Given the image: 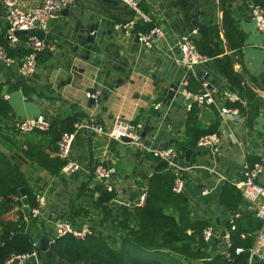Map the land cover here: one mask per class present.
Returning <instances> with one entry per match:
<instances>
[{
	"label": "crops",
	"instance_id": "1",
	"mask_svg": "<svg viewBox=\"0 0 264 264\" xmlns=\"http://www.w3.org/2000/svg\"><path fill=\"white\" fill-rule=\"evenodd\" d=\"M42 1L20 0L24 7L36 6ZM182 1L188 0H139L141 9L150 15L152 21L138 20L133 35L126 36L123 31L116 29V24L129 22L137 16L135 11L121 0H74L70 10L83 16L86 23L99 22L100 29L106 33L98 35L99 46L96 45L93 54L96 59L95 66L88 62H78L85 69L83 72L76 70L70 84L67 83L69 71L63 68L71 61L46 59V53L42 54L40 61L38 60L36 72L27 77L20 76L16 64H0V97L11 107L8 127L5 128L0 122V151L13 156L15 162L20 165L28 180L29 192L32 190V199H36V205L38 195H43L46 199L45 209L49 208L50 211L46 213V224L39 225L38 229L44 227L54 230L59 221L70 222L77 228L91 226L96 234L119 248L125 235L120 226L124 213L133 209L139 195L147 187L148 178L157 170L161 161L122 141L109 139L95 131L80 129L72 155L81 164V168L74 173H68L57 157V143L53 141L52 134L40 131L20 133L16 128L18 121L40 115L46 116L51 123L68 118L85 122L93 118L106 127L111 126L118 116L149 125L154 124V121L161 122L162 143L164 146L176 148L180 158L185 156V150L182 149L184 145L192 148L199 146H190L186 142V139L190 138L187 129L190 113H193L203 126L219 123L216 132L221 136V151L214 154L210 149H206L202 155L194 156L192 161L186 164L193 167L183 171L186 180L183 195L191 201L193 213L196 210L195 216L208 220L210 225L221 231L230 224L233 216L239 213L232 212L220 204L219 196L223 184L217 185L218 178L208 167L219 169L228 178L225 183H231L243 177L245 162L264 163L263 35L250 12L252 4L264 6V0H227L229 18L234 24L230 30L234 48L231 45L230 47L238 58V70H234L249 81V91L240 90L230 84L229 79L220 72L216 57L197 67V71H207L209 77L215 80L217 85L211 81L210 83L218 96L228 89L238 92L246 100V105L222 102V105L240 108V114L244 117L242 121L229 119L225 127L222 126L221 116L214 106L194 104L193 109L188 111L182 94L172 101L171 106L163 102L164 88L185 77L184 68L177 62L181 57L179 42L181 35L193 27L181 23ZM220 1L200 0L208 9L203 21L213 26L208 32L219 28L226 53L229 54L224 38V9L220 11ZM210 14H214L212 21ZM60 21L62 16L53 21L50 27ZM154 26H160L165 35L157 39L153 49L147 50L136 36L139 31L145 32ZM7 30L5 8L3 0H0V35L6 38ZM199 35L198 40L202 34ZM226 38L228 40L227 35ZM9 50H13L11 55L18 59L23 58L29 52L27 35L21 34L19 43ZM117 54H120L119 60L122 63H129L123 71L111 67ZM109 58L111 61L106 63ZM53 64L60 65L63 70L57 73L58 71L51 67ZM202 78L198 75L190 76L187 89L198 92L202 88ZM121 79L123 82L119 81ZM62 80H66L64 85L61 84ZM113 86L115 89H111ZM97 87L103 89V95L99 102L92 103L86 96V91ZM157 102H162L161 109L154 108ZM25 150L26 153L32 151V157L25 154ZM44 155L49 157V161H44ZM100 162L117 168L116 181L123 189L120 193L110 192L114 197L104 202H101V197L109 191L95 175V167ZM258 181L264 183V171ZM205 187L214 190L209 195H202L201 190ZM21 197L22 194L19 199ZM27 197L32 209L29 193ZM239 208L255 212V208L244 199ZM131 223L133 226L138 225L136 216H133Z\"/></svg>",
	"mask_w": 264,
	"mask_h": 264
},
{
	"label": "trees",
	"instance_id": "2",
	"mask_svg": "<svg viewBox=\"0 0 264 264\" xmlns=\"http://www.w3.org/2000/svg\"><path fill=\"white\" fill-rule=\"evenodd\" d=\"M228 11L227 0H224L223 25L230 45L234 48L230 31L234 24L229 18ZM7 43V37L0 35V44L7 46ZM197 47L201 53L216 57L220 72L229 79L232 86L249 91L248 86L242 85L244 78L233 68L219 28L202 35L197 41ZM12 52L13 50H10V53ZM221 54L224 55L219 57ZM10 114L9 103L0 97V122L5 128L8 127L7 120ZM76 122L78 120L75 118L55 120L49 130L36 131L52 134L53 141L57 143L63 132L74 131ZM218 126L219 123L203 126L193 113H190L187 122L190 138L186 139L187 145L198 146L199 138L216 132ZM25 154L32 157V151L26 153L25 150ZM43 158L45 162L49 161L48 156L44 155ZM61 162L63 166L64 162ZM174 180V168L170 166L155 170L148 178L145 204L134 206L132 210H126L124 213L120 226L125 235L119 248L96 233L85 239H77L68 234L58 238L45 250L37 251L39 264H248L250 257L248 250L241 255H235L233 261L222 254H217L210 260L203 259L206 255L203 230L210 225L209 221L194 215L191 201L186 195L173 191ZM24 186H29V183L20 165L15 162L13 156L0 151V264H7L13 256L36 251L32 234L39 225H45L47 222V219L39 222L31 216L26 220L27 215L18 203L20 188ZM113 197V193L105 192L101 202L109 201ZM29 199L31 206L34 207L36 199H32V190L29 192ZM242 200L241 192L231 183L222 186L220 204L232 212H239L235 219L237 229L233 232V244L243 245L248 249L252 246L254 238L252 236L245 239L241 238V235L254 233L262 221L255 212L240 210ZM133 216L138 220L137 226L131 223ZM190 229L191 234L187 232ZM193 236L200 240L201 251H193ZM252 264L264 262L259 258H253Z\"/></svg>",
	"mask_w": 264,
	"mask_h": 264
},
{
	"label": "built area",
	"instance_id": "3",
	"mask_svg": "<svg viewBox=\"0 0 264 264\" xmlns=\"http://www.w3.org/2000/svg\"><path fill=\"white\" fill-rule=\"evenodd\" d=\"M124 4L132 8L136 13V19L126 23L116 24V29L123 31L126 36H132L138 20L144 22H151L150 15L145 13L140 5L139 0H121ZM74 0H43L41 4L31 7H24L20 0H3L5 8V19L8 25L7 39L12 44H18L21 34L27 35V43L29 45V52L23 57L18 59L16 56L11 55L7 46L0 44V61L4 62V65L11 66L17 65L19 68V74L22 77H27L34 74L38 67V55L45 51L47 45L45 40L38 38L35 35H29L30 31L41 29L48 31L53 21L62 16V11L69 7ZM250 12L258 30L263 35L262 47L264 48V6L260 4H252L250 6ZM200 32L197 28L184 32L181 35L179 48L181 50V57L177 59V62L185 70V77L179 81L177 89L179 94H182L186 101L187 110L193 109L194 104H198L204 107L214 106L218 109L222 119V126L227 125L229 119L244 120V117L240 114V108L222 105V102L239 103L246 105V100L236 91L223 90L218 96L215 89L211 87L209 80L205 78L208 75L207 71H204L202 88L198 92H193L187 89L188 78L190 76L197 75V67L209 63L213 57L201 53L197 47V41ZM138 41L147 50L154 48L158 38L165 35L164 30L160 26H154L152 29L137 33ZM238 70V66L236 68ZM249 81L243 79L242 85L247 86ZM103 95V89L97 87L93 90L86 91V96L94 102H99ZM162 102L154 104L155 109H161ZM161 122L149 125L142 121L127 120L118 116L111 126L106 127L97 120L90 118L85 122H76L74 131H65L62 133L61 138L57 142V157L64 162L63 168L68 173H74L81 168V164L73 158L72 151L73 145L77 136V132L80 129L87 131L98 132L109 139H115L122 141V137H127L131 141L124 142L125 144L133 146L135 149L145 155H150L159 160L167 161L168 165L174 168L175 180L173 184V191L177 194H184L186 180L183 175V171L190 170L193 166L187 165L185 167L180 166L174 162L175 157L180 158L179 151L172 146H164L160 138ZM51 122L44 116L40 115L35 118H26L16 123V128L22 133H30L36 130L47 131L50 129ZM149 127V129H148ZM146 130V134L143 136V131ZM199 146H204L206 149H210L214 154L220 153L221 136L218 132H212L202 135L198 140ZM196 166V165H195ZM201 166V165H197ZM203 167V166H202ZM206 167V166H204ZM210 169L218 178L217 185L223 184L228 181V178L219 169L211 167ZM264 171L263 162H245L242 175L239 180L231 182L239 192H241L244 201L255 205L256 216L262 221L261 226L254 233H243L241 238H254L252 246L248 249L243 245L233 244V232L237 229L235 219L239 215L238 213L233 216L230 221L229 227H225V234L222 236V231L215 229L214 226L209 225L203 230V240L206 244L204 249L206 255L203 259L210 260L211 251L209 247L214 250V256L222 254L228 260L233 261L235 255H241L247 250L250 252L248 264H252L253 258H259L264 262V183L258 181L259 176ZM118 170L114 165H105L100 162L95 167V175L101 179L106 189L109 192L120 193L123 191L122 185L117 184ZM214 189L205 187L201 190L202 195H209ZM147 198V187L139 195L137 201L133 206H143ZM46 199L43 195L37 196V205L30 210V213L26 216L35 218L41 222L47 218L45 213ZM254 208V207H253ZM188 233H192L191 229L187 230ZM95 231L91 226H85L83 228H77L73 224L67 221H59L56 223L52 237L49 244L55 243V241L65 235L71 234L77 239H85L87 236L94 234ZM31 255L37 256V251L33 253L20 254L13 256L7 264H11L16 258H20L21 262L27 260ZM39 264V260H38Z\"/></svg>",
	"mask_w": 264,
	"mask_h": 264
},
{
	"label": "water",
	"instance_id": "4",
	"mask_svg": "<svg viewBox=\"0 0 264 264\" xmlns=\"http://www.w3.org/2000/svg\"><path fill=\"white\" fill-rule=\"evenodd\" d=\"M182 18L181 23L188 24L189 26L193 28H197L198 31L204 35L208 32L210 28H212V25H207L203 21V17H206L208 14L207 7L200 2V0H188L184 1L182 4ZM224 5L223 0L220 1V11H223ZM62 21L57 23L56 25L50 27L48 31H44L41 29H36L29 32V35H35L40 39L45 40L46 42V49L44 52L40 53L38 55V60H41L42 54L46 53L47 57L46 59H58L59 61H71L67 62L68 64H65L64 70L69 71V77L67 79V83H71L72 78L76 72V70H79L80 72H83L85 67L80 66L78 62H88L93 67L95 66L96 59L94 58V48L98 45V35L103 34L105 35L106 32H103L100 29V23L99 22H89L86 23L84 21V17L80 16L76 11L70 10V6L65 8L62 11ZM210 20L212 21L214 18V14H210ZM186 20V21H185ZM110 32V31H109ZM111 33V32H110ZM18 35H21L20 32H17ZM224 38L226 40V48L231 56V60L234 66V69L237 68L238 58L235 57L230 44L226 38V35L224 34ZM136 39L138 40V35L136 36ZM7 46H9L10 49H12L15 45L11 42L7 43ZM104 56H108L104 54ZM120 54H117L116 61L111 64V67L115 70L123 71L125 70V67L129 66V63H122L120 60ZM111 60L110 58L106 61V63H109ZM91 62V63H90ZM0 64H4L3 61H0ZM119 65V66H118ZM54 68L57 73L61 72L60 65L53 64L51 66ZM198 77H203L204 72L203 71H197ZM206 78L209 79V81L215 83V80L212 77H209V75L206 76ZM120 82H123V80H119ZM66 80H62L61 84H65ZM179 82H173L170 85L166 86L163 90V96H164V104L171 106L172 101L179 97L180 94L177 89V85ZM117 86V85H116ZM119 86V85H118ZM117 86V87H118ZM111 89H115L113 86ZM92 103L94 100H92ZM51 122V121H50ZM146 134V130L143 131L142 135L144 136ZM122 141L124 142H130L131 140L127 137H122ZM182 149L185 150V156L184 158L175 157L174 162L179 164L182 167H185L187 163L191 162L194 156L202 155V153L206 150V147L204 146H198L197 148L187 147L183 146ZM168 163L165 160H161L157 166V169H160L161 167L167 166ZM20 192L22 194L21 199L18 200L19 205L23 208L26 215L30 213L31 207L28 203V193L29 188L27 186H24L20 188ZM50 209L46 208L45 213H49ZM196 213V210L194 211ZM52 217V214H50V218ZM53 229H47V228H39L37 229L34 234L32 235L33 241L35 244V250H45L49 244V241L52 237ZM225 234V230H222V236ZM192 247L193 251H201L200 247V240L193 236L192 238ZM209 250L211 251V256H214V250L212 247H209ZM11 264H38V259L35 255H31L27 260L24 262H21L20 258H16L12 261Z\"/></svg>",
	"mask_w": 264,
	"mask_h": 264
},
{
	"label": "rangeland",
	"instance_id": "5",
	"mask_svg": "<svg viewBox=\"0 0 264 264\" xmlns=\"http://www.w3.org/2000/svg\"><path fill=\"white\" fill-rule=\"evenodd\" d=\"M253 207L255 208L256 206H255V205H253Z\"/></svg>",
	"mask_w": 264,
	"mask_h": 264
}]
</instances>
